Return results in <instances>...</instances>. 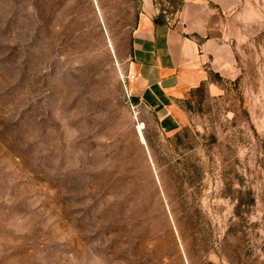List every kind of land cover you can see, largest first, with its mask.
I'll return each instance as SVG.
<instances>
[{
  "label": "rangeland",
  "instance_id": "rangeland-1",
  "mask_svg": "<svg viewBox=\"0 0 264 264\" xmlns=\"http://www.w3.org/2000/svg\"><path fill=\"white\" fill-rule=\"evenodd\" d=\"M222 5L236 75L168 131L130 87L142 0H0V264H264V0Z\"/></svg>",
  "mask_w": 264,
  "mask_h": 264
},
{
  "label": "crops",
  "instance_id": "crops-1",
  "mask_svg": "<svg viewBox=\"0 0 264 264\" xmlns=\"http://www.w3.org/2000/svg\"><path fill=\"white\" fill-rule=\"evenodd\" d=\"M222 4L183 0L168 14L157 0H142L140 21L132 33L130 87L134 98L153 110L168 131L177 130L172 112L188 92L203 82L236 75L232 48L221 40Z\"/></svg>",
  "mask_w": 264,
  "mask_h": 264
}]
</instances>
